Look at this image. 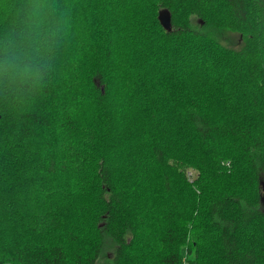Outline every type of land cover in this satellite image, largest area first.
I'll list each match as a JSON object with an SVG mask.
<instances>
[{"label":"trees","instance_id":"16d2710c","mask_svg":"<svg viewBox=\"0 0 264 264\" xmlns=\"http://www.w3.org/2000/svg\"><path fill=\"white\" fill-rule=\"evenodd\" d=\"M0 264H264V0H0Z\"/></svg>","mask_w":264,"mask_h":264},{"label":"clouds","instance_id":"9594fccd","mask_svg":"<svg viewBox=\"0 0 264 264\" xmlns=\"http://www.w3.org/2000/svg\"><path fill=\"white\" fill-rule=\"evenodd\" d=\"M30 43H31V37L27 36L22 31L20 34V41H19V45H18V54H15L13 57L19 63H24L28 60L33 59V56L28 51H26V46L30 45ZM32 52H34L37 56H39V55H41V48L35 47V48H33ZM17 66H19V64ZM28 74H29V69L27 67H25L23 69V71L20 73V78L24 79L28 76ZM12 79H15V77H13ZM5 87H9V85L5 84Z\"/></svg>","mask_w":264,"mask_h":264},{"label":"rangeland","instance_id":"374dc122","mask_svg":"<svg viewBox=\"0 0 264 264\" xmlns=\"http://www.w3.org/2000/svg\"><path fill=\"white\" fill-rule=\"evenodd\" d=\"M199 20V19H198ZM196 17H193V21H198ZM218 31V30H217ZM218 40L224 44L229 45L232 44L234 48H240L243 44V40L240 34L234 33L233 35L227 30H220L217 32Z\"/></svg>","mask_w":264,"mask_h":264},{"label":"water","instance_id":"95a60500","mask_svg":"<svg viewBox=\"0 0 264 264\" xmlns=\"http://www.w3.org/2000/svg\"><path fill=\"white\" fill-rule=\"evenodd\" d=\"M162 25L167 28V29H171V24H170V20L168 17H165L164 15H160L159 17Z\"/></svg>","mask_w":264,"mask_h":264}]
</instances>
